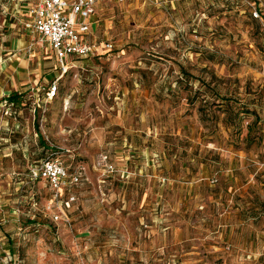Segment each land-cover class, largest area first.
I'll use <instances>...</instances> for the list:
<instances>
[{
  "label": "rangeland",
  "instance_id": "obj_1",
  "mask_svg": "<svg viewBox=\"0 0 264 264\" xmlns=\"http://www.w3.org/2000/svg\"><path fill=\"white\" fill-rule=\"evenodd\" d=\"M37 1L0 0V264H264V0H107L64 66Z\"/></svg>",
  "mask_w": 264,
  "mask_h": 264
},
{
  "label": "built area",
  "instance_id": "obj_2",
  "mask_svg": "<svg viewBox=\"0 0 264 264\" xmlns=\"http://www.w3.org/2000/svg\"><path fill=\"white\" fill-rule=\"evenodd\" d=\"M107 0H38L28 7L26 27L41 40L49 42L62 66L69 56L89 57L95 55L100 44L91 39V17L100 3ZM124 2L126 0H117ZM256 17L259 11H254ZM112 50L113 43L102 44ZM32 181L44 180L52 190V198L61 201L64 189L82 181L81 170L70 168L57 158L48 157L29 168ZM58 218V215L55 216Z\"/></svg>",
  "mask_w": 264,
  "mask_h": 264
},
{
  "label": "trees",
  "instance_id": "obj_3",
  "mask_svg": "<svg viewBox=\"0 0 264 264\" xmlns=\"http://www.w3.org/2000/svg\"><path fill=\"white\" fill-rule=\"evenodd\" d=\"M108 51H111V50H106V51H104L103 52V48L101 49H99L98 50V52L95 54V55H92V56H100L101 54H104V53H106V52H108ZM74 57H76V56H74ZM90 57V56H89ZM77 58H82V57H77ZM213 94H215L217 97H220V98H223L222 99V101H221V103H219V104H221L220 106L222 107L224 104L226 105V107H225V111L226 112H228V114H229V116H231L232 118H235V117H237L238 116V114H237V111H234V107H233V104L231 103V100H230V98H224V97H222L221 95H219V93H218V91H215V92H213ZM4 101H5V103H7V104H15V103H17V102H19L20 101V94H19V92H14V93H12L11 95H9L8 97H6V98H4L3 99ZM204 103H209L208 101H204ZM201 107H204V105H202ZM202 112H205L206 113V109H202ZM240 111H238V113H239ZM261 119L259 118V117H257V119L255 120V123H250L249 124V133H248V136L246 137V139L248 140L249 138H250V131L253 129V126L254 125H257L258 124V122L260 121ZM236 124V123H235ZM234 124V125H235ZM263 139V135H260V137H259V140H262ZM45 159V158H44ZM43 159V160H44Z\"/></svg>",
  "mask_w": 264,
  "mask_h": 264
},
{
  "label": "crops",
  "instance_id": "obj_4",
  "mask_svg": "<svg viewBox=\"0 0 264 264\" xmlns=\"http://www.w3.org/2000/svg\"><path fill=\"white\" fill-rule=\"evenodd\" d=\"M116 1H117V0H116ZM117 2H118V1H117ZM124 2H125V1H124ZM100 4H101V3H100ZM100 4H99V5H100ZM99 5H98V7H99ZM98 7H97V10H98ZM97 10H96V12H97ZM95 14H96V13H95ZM95 14H94V15H95ZM94 15H93V16H94ZM93 16L91 17V20H92V25H91V35L93 34ZM42 41H43V40H42ZM43 42H46V41H43ZM48 43H49V42H48ZM49 45L51 46L50 43H49ZM51 47H52V46H51ZM8 96H9V95H8Z\"/></svg>",
  "mask_w": 264,
  "mask_h": 264
}]
</instances>
